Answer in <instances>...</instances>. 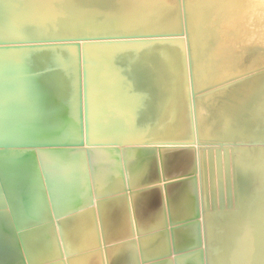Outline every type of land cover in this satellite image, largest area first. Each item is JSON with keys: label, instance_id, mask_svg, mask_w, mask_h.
Wrapping results in <instances>:
<instances>
[{"label": "bare ground", "instance_id": "obj_1", "mask_svg": "<svg viewBox=\"0 0 264 264\" xmlns=\"http://www.w3.org/2000/svg\"><path fill=\"white\" fill-rule=\"evenodd\" d=\"M258 1L261 6L257 4V7H251L255 4L253 0L188 1L189 6L193 7L195 3H199L198 14L192 12L195 16L192 22L198 19L205 8L218 11L237 7L245 9L246 13L239 25L235 22L228 24L231 30L225 33L224 41H217V52L208 55L207 65L210 67L202 73L201 81L189 89L190 93L185 99L180 100L175 96L174 101L171 99L168 102L175 110L171 120L168 123H162V120L157 125L159 133L156 129L155 132L147 134L150 138L161 139L167 143H177L173 142L176 140L201 145L215 142L221 147L230 148L229 154L234 155L237 190V206L234 208L237 209L227 210L226 206L223 211L207 214V264H264V0ZM19 4L21 3H16V6ZM38 4L41 9L45 8V3L41 0ZM31 12L21 17L17 25L14 23L22 40H18L20 45L34 46L32 53L26 54L19 43L15 42L18 38L10 31L0 10V77L10 75L9 81L0 82V149L15 147L16 142L23 144L39 139H51L49 144H53L52 141L59 144L73 141L80 136L82 140L86 138L99 141H88V144L108 146H120L123 140L139 139L140 132L129 127L140 113L139 107L133 108L126 94L127 90L132 91L136 85L139 87L137 89H145V80L143 71L137 68V64L129 63L125 58L138 52L139 42L130 40V44H127V39L116 38L109 42L110 45L99 41L93 44V51L98 52L103 59L102 71L107 75L103 79L109 91L99 100L100 104L95 109L94 103L89 102V99L86 103L83 100L81 105L69 97L59 100L53 95L51 85L42 79L32 80L22 73L26 69L31 72L39 69L41 62L53 63L54 66L74 64L82 56V51L79 45L61 42L58 38L54 42L49 41V44L45 41L37 43V46V39L29 41L26 38L27 33L32 31L39 36L43 31L41 22H45L44 18ZM170 12L168 11V15ZM54 13L56 12L51 11L50 17L45 19L46 22L52 21ZM51 32L44 29L42 38ZM161 48L162 43L148 41L140 51L141 60L146 59L151 63V66L146 67L147 75L152 70ZM27 57L32 64L26 63ZM179 69L178 66L173 67V73ZM115 76L118 81L114 86L113 83L117 80ZM58 77L57 80L64 86L74 89L79 81L86 78V74L72 65L67 73H61ZM127 77H130L131 87L125 81H119L122 78L127 80ZM117 87L121 89L114 91ZM189 100L191 102H187ZM83 104H86L85 112ZM104 118L107 124L106 127H101ZM152 122H157V118ZM145 127L147 123L142 129ZM106 132H114L107 139L112 143L101 141L106 140ZM71 141L68 144H72ZM76 143L74 140V144ZM115 232L119 233L117 230ZM50 236L45 235L36 247L31 245L32 241L28 242L32 253L26 248L25 251L13 248L15 252L8 264H65L56 240ZM111 250L109 254L112 256L114 249ZM4 251L5 247H0V255ZM3 260L4 256L1 255L0 264H3ZM99 261L96 256L89 255L72 264H100Z\"/></svg>", "mask_w": 264, "mask_h": 264}, {"label": "water", "instance_id": "obj_2", "mask_svg": "<svg viewBox=\"0 0 264 264\" xmlns=\"http://www.w3.org/2000/svg\"><path fill=\"white\" fill-rule=\"evenodd\" d=\"M197 170L194 146L0 149V247L32 253L21 234L34 225L25 213L44 206L65 264L88 251L100 264H206ZM109 206L121 207L122 233L104 224ZM84 209L96 216L95 238L79 245L67 237L64 219ZM123 249L128 255L119 261Z\"/></svg>", "mask_w": 264, "mask_h": 264}, {"label": "rangeland", "instance_id": "obj_3", "mask_svg": "<svg viewBox=\"0 0 264 264\" xmlns=\"http://www.w3.org/2000/svg\"><path fill=\"white\" fill-rule=\"evenodd\" d=\"M38 1L0 0V10L10 31L18 38L15 42H22L21 37L16 32L18 20L32 11L31 13L36 14L37 17L39 15L40 18H44L45 22H41L43 31L45 29L52 32L44 34L45 36L42 38L43 31L39 33V36L30 31L26 37L29 41L37 39L35 43L37 46V43L43 41L49 44V41L54 42L60 39L61 42H73L79 45L82 56L74 64L54 66L53 63L41 62L39 69L32 72L30 69H26L22 73L31 77L32 80L39 81L42 79L46 84L51 85L53 95L59 100L69 97L70 100L81 105L83 100L86 103L89 99V102L94 103L95 109L100 104L99 100L109 91L106 87V81L103 79L104 76L107 77L106 73L102 71L103 59L98 52L93 51V44L99 41L110 45L109 42L115 41L116 38L127 39V44H130V40L135 43L139 42L138 52L125 58L128 59L129 63L137 64V68L143 71L142 76L145 80V89H137L139 87L136 85L133 87L136 90H127L126 94V97L131 100L132 107H139L138 111L140 113L133 119L129 127L139 131L140 138L123 140V143L119 145H181L195 147L198 160L203 241L205 251H207V214H213L217 210L218 212L223 211L226 208L227 210L231 209V211L237 209L234 208L237 206L235 202L237 190L235 188L234 155L229 154L230 148L221 147L215 142L201 145L195 142L176 140L173 142L177 143H167L161 139L150 138L147 134L155 132L156 129L159 133L160 130L157 125L162 120V123H168L171 120L175 110L172 109V104L168 102L171 99L174 101L175 96H178L180 100L185 99L190 93L189 89L194 88L201 81L202 73L210 67L207 65L208 55L217 52L219 47L216 43L220 40L224 41L225 33L231 30L228 25L230 22H235L236 25L241 23L242 17L246 13L245 9L230 7L229 9L215 11L214 9L205 8L198 19L192 22L195 17L192 12L198 14L199 9L197 7L199 3H195V7L189 6V0H41L45 3L44 9H41ZM74 1L75 3H72ZM253 1L255 4L251 7L261 6L260 1ZM18 2L21 4L16 6ZM167 6L169 10H167ZM51 11L56 13L52 14V21L48 23L45 19L50 17ZM168 11H171L169 15ZM200 18L203 19L200 20ZM25 31L26 29L23 30L24 33ZM148 41L162 43V48L155 58L156 62L153 64L152 70L147 75L146 67L151 66V63L146 59L141 60L139 55ZM54 44L56 45V42ZM20 47L26 54L32 53V49H34V46L31 45L25 47L23 44ZM26 63L32 64L33 62L28 58ZM72 65L81 70L84 75L86 74V78L79 81L74 89L67 88L57 80L58 76L61 73H67ZM175 66L180 67V69L178 72L173 73V67ZM199 73L200 75H198ZM8 76L0 77V82L9 81L10 77ZM115 78L117 80L114 81V86L118 81V77L115 76ZM129 79L130 77H127V80L122 78L119 81L120 83L125 81L131 87ZM48 80L54 84H51ZM146 88L149 89L146 90ZM117 89L121 88L117 87L114 91ZM215 89H218V87H215ZM187 102H191V100ZM83 105L85 107L83 111L85 112L86 104ZM155 118H157V122H152ZM84 119H86V115H84ZM146 123L147 127L142 129ZM106 124L107 121L104 118L101 127H106ZM112 133L106 132L104 135L106 140L102 139L101 141L112 143L111 140H107ZM84 139L82 140V136H80L73 139V141L70 140L73 145L68 144L70 141L59 144L52 141V143L66 146H92L95 144H88V141L99 142L93 139ZM74 140L77 141L76 144H74ZM50 142L51 139H39L23 144H21L22 142H16L14 146L35 147L48 145ZM100 145L108 146V144Z\"/></svg>", "mask_w": 264, "mask_h": 264}, {"label": "crops", "instance_id": "obj_4", "mask_svg": "<svg viewBox=\"0 0 264 264\" xmlns=\"http://www.w3.org/2000/svg\"><path fill=\"white\" fill-rule=\"evenodd\" d=\"M29 209H31V208H29ZM110 210L112 211V213ZM48 215H49L48 210L44 206L37 211H32L31 214L25 213V217H26V220H28V223L34 222V225H30L27 229H25L24 231H21L22 232L21 234H24L23 237L27 239L26 241H28V242L32 241L31 245L33 247H36L38 244H40L45 235L50 234L49 230H53V226L51 224L52 221L49 220ZM121 216H122V218H121ZM103 218H104V224L108 227V230H110L114 233H118V232H115L116 230L119 231V233H120V232L124 231L126 228V224H125L126 221L124 220L125 218L122 215V210H121L120 206L119 207L109 206L108 208H106L105 212L103 214ZM43 219H46L47 221L43 222L42 221ZM64 220H65L64 222H66L67 224H69V225L71 224L69 227L73 229V230H71L70 228H68L69 233L67 232V234L69 236H67V237L70 238V240L75 241L79 245H84V243L87 244L95 238L93 225H94V222L96 220V216H95V214L91 213L90 210L84 209V210H80V211H75V212L71 213L70 215H68ZM84 221H85V223H84ZM75 227H76V229H75ZM118 227H120V228H118ZM19 233H20V231H19ZM35 233H38L37 236L35 235ZM88 237H90L91 239H89ZM10 238H12V237L10 236ZM88 239L90 240L89 242L87 241ZM86 241H87V243H86ZM12 243H13V241H12ZM4 247H5L6 251L1 253V255L4 256V260H3L4 262L2 261V263L8 264L10 262L12 256H13L15 250H12L14 247L12 248L11 245H10V247L8 245H5ZM125 251L126 250L123 249L120 251V253H117L118 254V260H121V258L122 259L126 258L125 256L127 255L128 251H126V252ZM79 254H82V253L80 252ZM1 255H0V257H1ZM83 255H85V258H87L90 254L88 252H86V253L84 252Z\"/></svg>", "mask_w": 264, "mask_h": 264}]
</instances>
